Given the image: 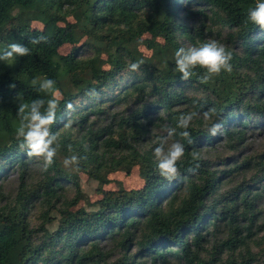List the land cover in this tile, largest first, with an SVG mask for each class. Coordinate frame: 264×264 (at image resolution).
Returning a JSON list of instances; mask_svg holds the SVG:
<instances>
[{
	"label": "trees",
	"instance_id": "trees-1",
	"mask_svg": "<svg viewBox=\"0 0 264 264\" xmlns=\"http://www.w3.org/2000/svg\"><path fill=\"white\" fill-rule=\"evenodd\" d=\"M186 1L0 0V52L13 42L30 49L11 66L0 62V264H264L263 226H255L264 147L238 152L247 130L264 129V29L247 18L258 0ZM188 19L196 25L184 26ZM34 21L43 29H33ZM41 35L47 43H30ZM209 39L232 52V71L204 84L197 68L182 81L175 51L183 40ZM66 44L73 48L61 55ZM37 76L62 93L53 126L59 148L47 170L16 136L19 103L47 99L31 86ZM212 108L218 135H209L202 117L188 129L192 144L177 128L175 139L185 145L181 175L161 177L153 133L176 127L182 112ZM219 141L224 149L212 158ZM192 151L201 159L193 161ZM72 155L82 158L73 166L97 182L101 196L75 211L79 176L61 161ZM133 166L142 188H102L107 173ZM12 172L15 187L6 193L2 180Z\"/></svg>",
	"mask_w": 264,
	"mask_h": 264
},
{
	"label": "clouds",
	"instance_id": "clouds-1",
	"mask_svg": "<svg viewBox=\"0 0 264 264\" xmlns=\"http://www.w3.org/2000/svg\"><path fill=\"white\" fill-rule=\"evenodd\" d=\"M248 20L264 29V0H258L254 7L249 8ZM46 36L33 37L30 43L33 45L47 43ZM30 54V49L21 43L13 42L0 52V62L11 66L18 57H25ZM232 52L218 40L209 39L198 45L181 46L175 51V70L180 74L182 81H187L197 75L196 69H203V75L198 78L201 83H208L213 77L219 76L222 72L232 71ZM143 61L131 63L130 71H138ZM31 86L45 98H35L30 102L21 101L18 105L17 115L19 125L16 129V136L22 140L19 147L26 150L28 157L42 158L44 168L47 170L54 162L59 148V133L53 131L57 123V112L59 110L62 93L56 87V82L47 77H35L31 80ZM15 85H10L14 87ZM18 99L20 97L18 96ZM69 108L72 105H68ZM202 117L210 136H216L222 128V124L215 122V109H208L202 113L196 111L182 112L178 118L176 127L164 125L162 135L158 137L157 146L153 149L156 166L159 175L168 181L178 179L181 175L178 162L185 156V145L176 140L177 128L181 131L179 136L192 144L191 133L188 129L192 126L194 119ZM193 161L201 159L200 153L191 152ZM82 159L76 155L66 157L63 160L65 167L79 165ZM199 165L197 164L196 167ZM79 171V168H76Z\"/></svg>",
	"mask_w": 264,
	"mask_h": 264
},
{
	"label": "rangeland",
	"instance_id": "rangeland-1",
	"mask_svg": "<svg viewBox=\"0 0 264 264\" xmlns=\"http://www.w3.org/2000/svg\"><path fill=\"white\" fill-rule=\"evenodd\" d=\"M187 2L186 0H178V4L181 5V3ZM199 8V7H195ZM208 12L206 11V14ZM182 22L184 21L183 15H181ZM67 20L72 21V19L67 18ZM196 19H188L184 26L186 27H192L196 25ZM61 24V23H60ZM32 28L33 29H43L42 23L38 21L32 22ZM144 38H149V36H145ZM184 46H190L191 44L187 43L185 40H183ZM83 44V40H81V43L78 46H81ZM198 45V44H197ZM73 46H70L69 44L63 45L59 49V53L61 55H65L68 52L71 51ZM139 51L142 53L144 57L150 58L155 61V58L151 51L146 50L144 46L139 47ZM102 58L105 59V56H102ZM155 65H158V62L155 61ZM103 68H108V65H103ZM156 134L158 137L162 135L163 133L161 131H155L153 133ZM219 149L212 151L211 156L212 158L216 154H220L223 151V144L221 141L217 142ZM264 147V129L263 130H247L245 134V141L243 143V147H240L239 155H245L248 153H253L255 151H260ZM62 159V163H63ZM63 168L66 169L67 172L72 174H78L79 180H80V186L82 195L80 197V200L78 201V204L76 207L73 208V211L85 207L89 205V203H93L101 198L99 193L97 192L98 184L95 181H92L87 178V176L83 173H77L76 169L73 165L69 167H65L64 164H62ZM16 174L11 173L7 177H5V180H2V184L4 187V190L6 193H10L13 191L15 187V180H16ZM106 180L108 181L107 184L103 185L104 190H118L119 188H124L125 190H133V189H140L144 186V180L141 177L139 173V167L133 166L129 170L120 169L114 172H109L106 174ZM65 187H68V184L64 185ZM257 209H261L262 213L258 215L256 219V225L255 226H263V231L259 232L257 237L260 238L264 236V200L263 203L259 204L257 206ZM253 230H256V228H253ZM220 239H223V233L219 235ZM253 251H256V248L253 249ZM227 257V252L224 253L223 258ZM238 257V255H236ZM239 258V257H238ZM156 264H162L160 261H157ZM169 264V263H165Z\"/></svg>",
	"mask_w": 264,
	"mask_h": 264
}]
</instances>
